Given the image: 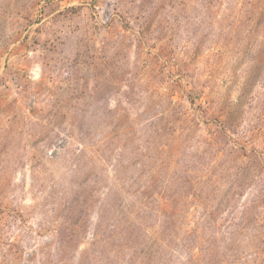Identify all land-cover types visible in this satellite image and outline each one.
Returning a JSON list of instances; mask_svg holds the SVG:
<instances>
[{
    "label": "rangeland",
    "instance_id": "rangeland-1",
    "mask_svg": "<svg viewBox=\"0 0 264 264\" xmlns=\"http://www.w3.org/2000/svg\"><path fill=\"white\" fill-rule=\"evenodd\" d=\"M0 264H264V0H0Z\"/></svg>",
    "mask_w": 264,
    "mask_h": 264
}]
</instances>
